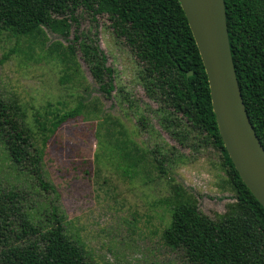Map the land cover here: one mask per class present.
Masks as SVG:
<instances>
[{
	"label": "rangeland",
	"instance_id": "obj_1",
	"mask_svg": "<svg viewBox=\"0 0 264 264\" xmlns=\"http://www.w3.org/2000/svg\"><path fill=\"white\" fill-rule=\"evenodd\" d=\"M75 16L78 27L68 14H52L29 33L0 34V59L8 53L0 62V92L22 115L42 155L44 180L56 191L16 169L0 143V194L13 192L41 228L51 225L56 206L66 233L94 264H191L164 239L170 206L195 201L211 218L223 214L235 190L222 157L187 123L180 140L162 128L141 67L106 15L93 21L79 7ZM99 48L112 69L110 94L99 89L108 80ZM78 103L80 114L51 131L55 118ZM0 204L7 207L9 199L0 197Z\"/></svg>",
	"mask_w": 264,
	"mask_h": 264
},
{
	"label": "trees",
	"instance_id": "obj_2",
	"mask_svg": "<svg viewBox=\"0 0 264 264\" xmlns=\"http://www.w3.org/2000/svg\"><path fill=\"white\" fill-rule=\"evenodd\" d=\"M232 59L245 108L264 147V0H224ZM82 7L95 20L106 15L113 33L123 39L141 67L146 95L158 103L159 123L180 140L182 127L203 133L201 143L215 148L234 187L226 211L211 218L195 201L170 206V224L164 230L167 245L180 249L191 264H264V208L235 170L218 132L204 67L178 0H0V34L15 37L47 25L52 14L75 16ZM76 39L78 38L76 34ZM100 49V48H99ZM4 54L0 62L4 61ZM101 67L108 80L102 93L114 89L112 69ZM192 74L187 76V72ZM94 76H100L94 72ZM82 104L59 114L51 131L80 114ZM145 125V117H141ZM0 143L16 169L33 177L44 190L55 188L44 180L42 155L35 147L22 115L0 92ZM162 173L167 170L156 157ZM177 192V187H174ZM57 196V193H56ZM10 205L0 204V264H94L83 244L68 235L63 215L51 206L52 223L33 224L13 192L1 193ZM3 212V215H2ZM13 216L19 229L14 230ZM12 234L14 240H12Z\"/></svg>",
	"mask_w": 264,
	"mask_h": 264
},
{
	"label": "water",
	"instance_id": "obj_3",
	"mask_svg": "<svg viewBox=\"0 0 264 264\" xmlns=\"http://www.w3.org/2000/svg\"><path fill=\"white\" fill-rule=\"evenodd\" d=\"M207 77L224 148L238 176L264 208V147L250 121L232 59L224 0H178ZM192 74L187 72V76Z\"/></svg>",
	"mask_w": 264,
	"mask_h": 264
}]
</instances>
